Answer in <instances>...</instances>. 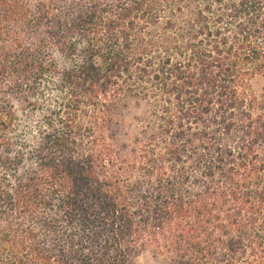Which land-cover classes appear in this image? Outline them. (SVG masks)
<instances>
[{
    "label": "trees",
    "instance_id": "obj_1",
    "mask_svg": "<svg viewBox=\"0 0 264 264\" xmlns=\"http://www.w3.org/2000/svg\"><path fill=\"white\" fill-rule=\"evenodd\" d=\"M264 264V0H0V264Z\"/></svg>",
    "mask_w": 264,
    "mask_h": 264
},
{
    "label": "rangeland",
    "instance_id": "obj_2",
    "mask_svg": "<svg viewBox=\"0 0 264 264\" xmlns=\"http://www.w3.org/2000/svg\"><path fill=\"white\" fill-rule=\"evenodd\" d=\"M136 264H165V261L154 251H148L137 258Z\"/></svg>",
    "mask_w": 264,
    "mask_h": 264
}]
</instances>
